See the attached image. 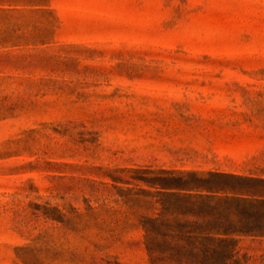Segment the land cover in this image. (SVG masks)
Masks as SVG:
<instances>
[{
  "label": "rangeland",
  "instance_id": "rangeland-1",
  "mask_svg": "<svg viewBox=\"0 0 264 264\" xmlns=\"http://www.w3.org/2000/svg\"><path fill=\"white\" fill-rule=\"evenodd\" d=\"M161 170L264 178V0L0 4V264H148Z\"/></svg>",
  "mask_w": 264,
  "mask_h": 264
},
{
  "label": "trees",
  "instance_id": "trees-1",
  "mask_svg": "<svg viewBox=\"0 0 264 264\" xmlns=\"http://www.w3.org/2000/svg\"><path fill=\"white\" fill-rule=\"evenodd\" d=\"M50 0H0L45 5ZM158 186L153 215L139 224L148 264H241V235L264 236V178L219 171L161 170L136 177ZM241 180L250 185L241 186ZM152 196V195H151ZM242 205V207H241Z\"/></svg>",
  "mask_w": 264,
  "mask_h": 264
},
{
  "label": "crops",
  "instance_id": "crops-1",
  "mask_svg": "<svg viewBox=\"0 0 264 264\" xmlns=\"http://www.w3.org/2000/svg\"><path fill=\"white\" fill-rule=\"evenodd\" d=\"M244 139L247 145H250L252 142H254L253 137H251V135H245Z\"/></svg>",
  "mask_w": 264,
  "mask_h": 264
}]
</instances>
